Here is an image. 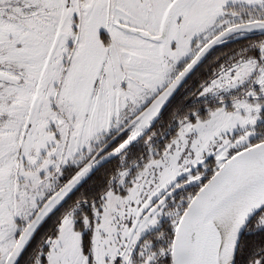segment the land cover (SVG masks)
<instances>
[{
  "label": "snow or ice",
  "instance_id": "obj_1",
  "mask_svg": "<svg viewBox=\"0 0 264 264\" xmlns=\"http://www.w3.org/2000/svg\"><path fill=\"white\" fill-rule=\"evenodd\" d=\"M0 264H264V0H0Z\"/></svg>",
  "mask_w": 264,
  "mask_h": 264
}]
</instances>
